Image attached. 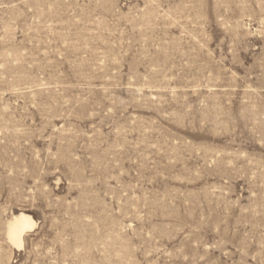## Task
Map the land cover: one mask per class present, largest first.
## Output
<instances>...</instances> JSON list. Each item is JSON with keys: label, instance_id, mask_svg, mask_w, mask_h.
I'll return each instance as SVG.
<instances>
[{"label": "rangeland", "instance_id": "rangeland-1", "mask_svg": "<svg viewBox=\"0 0 264 264\" xmlns=\"http://www.w3.org/2000/svg\"><path fill=\"white\" fill-rule=\"evenodd\" d=\"M0 264H264V0H0Z\"/></svg>", "mask_w": 264, "mask_h": 264}, {"label": "bare ground", "instance_id": "bare-ground-1", "mask_svg": "<svg viewBox=\"0 0 264 264\" xmlns=\"http://www.w3.org/2000/svg\"><path fill=\"white\" fill-rule=\"evenodd\" d=\"M33 221L25 214L16 217L13 222L8 225V236L17 245L22 243L23 233L33 227Z\"/></svg>", "mask_w": 264, "mask_h": 264}]
</instances>
